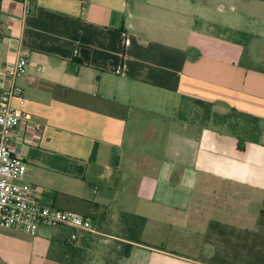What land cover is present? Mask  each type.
Segmentation results:
<instances>
[{
    "label": "crops",
    "instance_id": "obj_1",
    "mask_svg": "<svg viewBox=\"0 0 264 264\" xmlns=\"http://www.w3.org/2000/svg\"><path fill=\"white\" fill-rule=\"evenodd\" d=\"M206 1L0 0V97L20 86L42 123L13 130L24 180L92 221L75 240L0 227V264H264V67Z\"/></svg>",
    "mask_w": 264,
    "mask_h": 264
},
{
    "label": "built area",
    "instance_id": "obj_2",
    "mask_svg": "<svg viewBox=\"0 0 264 264\" xmlns=\"http://www.w3.org/2000/svg\"><path fill=\"white\" fill-rule=\"evenodd\" d=\"M22 1L26 6L30 3V0ZM5 69L11 79L27 74L29 65L25 55L19 54ZM13 99L19 104L25 100L23 89L15 84L0 97V227L35 235L40 227L63 225L71 229L70 239L75 240L92 230L91 218L41 201L39 189L24 180L27 166L12 147L13 130L22 123L38 131L42 123L23 112Z\"/></svg>",
    "mask_w": 264,
    "mask_h": 264
},
{
    "label": "rangeland",
    "instance_id": "obj_3",
    "mask_svg": "<svg viewBox=\"0 0 264 264\" xmlns=\"http://www.w3.org/2000/svg\"><path fill=\"white\" fill-rule=\"evenodd\" d=\"M206 4L210 7L209 18L219 22V26L213 27V31L219 33L221 37L235 40L244 48L242 60L246 63L264 67V0H207ZM228 19V20H227ZM229 22L230 27L225 26V21ZM197 25H202L198 23ZM200 27V26H198ZM207 27V25H206ZM188 105H194L188 103ZM200 113L195 110L187 115L190 119H199L216 122V117L210 113L209 109L200 106ZM231 118V116H230ZM229 118V119H230ZM68 232V231H67ZM105 238V237H103ZM109 244L106 252L110 250L115 255V243L102 241V235L95 236L92 242L94 251L96 248H103L102 245Z\"/></svg>",
    "mask_w": 264,
    "mask_h": 264
},
{
    "label": "trees",
    "instance_id": "obj_4",
    "mask_svg": "<svg viewBox=\"0 0 264 264\" xmlns=\"http://www.w3.org/2000/svg\"><path fill=\"white\" fill-rule=\"evenodd\" d=\"M198 101L201 102V100H198ZM234 114L237 115V116H239V115L240 116H244L243 113L236 112L235 109H232L231 112L228 113V114H222V115H218V114L216 115L215 114V117H216V120L218 122H227V121H230L232 119V115H234ZM230 116H231V118H230ZM245 116H248V115H245ZM249 117H251V120H252L253 123H256L258 121V119L256 117H252V116H249Z\"/></svg>",
    "mask_w": 264,
    "mask_h": 264
}]
</instances>
